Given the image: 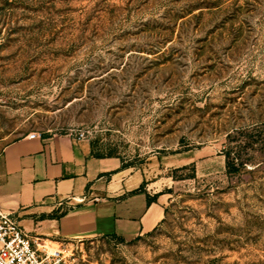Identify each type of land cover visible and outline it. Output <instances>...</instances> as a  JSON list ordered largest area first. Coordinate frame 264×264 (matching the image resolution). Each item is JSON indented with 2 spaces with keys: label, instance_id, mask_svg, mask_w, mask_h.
I'll list each match as a JSON object with an SVG mask.
<instances>
[{
  "label": "rangeland",
  "instance_id": "374dc122",
  "mask_svg": "<svg viewBox=\"0 0 264 264\" xmlns=\"http://www.w3.org/2000/svg\"><path fill=\"white\" fill-rule=\"evenodd\" d=\"M34 131L170 194L142 235L46 241L66 264H264V0H0V150Z\"/></svg>",
  "mask_w": 264,
  "mask_h": 264
},
{
  "label": "crops",
  "instance_id": "0c3cea01",
  "mask_svg": "<svg viewBox=\"0 0 264 264\" xmlns=\"http://www.w3.org/2000/svg\"><path fill=\"white\" fill-rule=\"evenodd\" d=\"M123 164L71 134L30 139L26 133L0 150V209L31 236L55 244L142 235L164 220L170 194L148 183L144 170ZM145 181V190L133 193Z\"/></svg>",
  "mask_w": 264,
  "mask_h": 264
},
{
  "label": "built area",
  "instance_id": "2783aa9c",
  "mask_svg": "<svg viewBox=\"0 0 264 264\" xmlns=\"http://www.w3.org/2000/svg\"><path fill=\"white\" fill-rule=\"evenodd\" d=\"M39 131L27 133L30 139L43 137ZM85 139L80 131L73 135ZM64 250L51 249L46 240L31 236L16 217L0 209V264H66Z\"/></svg>",
  "mask_w": 264,
  "mask_h": 264
},
{
  "label": "trees",
  "instance_id": "16d2710c",
  "mask_svg": "<svg viewBox=\"0 0 264 264\" xmlns=\"http://www.w3.org/2000/svg\"><path fill=\"white\" fill-rule=\"evenodd\" d=\"M98 156H101L99 154H97ZM109 155H112V154H109ZM225 155H226V166H227V170L228 171H233V172H236L239 170V166L236 165V163L230 159V152L229 151H226L225 152ZM124 166H128L126 164H123ZM144 186H145V182H143L139 188H137L136 190L133 191L134 192H140V191H144ZM159 193H156L154 194L153 196H150V195H147V204H150L151 202L155 201L157 199V196H158ZM112 236H116V235H112Z\"/></svg>",
  "mask_w": 264,
  "mask_h": 264
}]
</instances>
